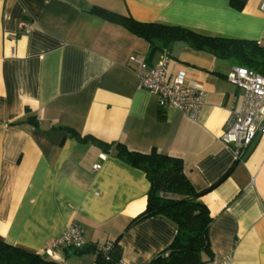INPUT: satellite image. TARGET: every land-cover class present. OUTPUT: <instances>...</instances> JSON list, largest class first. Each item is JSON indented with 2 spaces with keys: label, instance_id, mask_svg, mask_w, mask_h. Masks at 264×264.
Listing matches in <instances>:
<instances>
[{
  "label": "crops",
  "instance_id": "1",
  "mask_svg": "<svg viewBox=\"0 0 264 264\" xmlns=\"http://www.w3.org/2000/svg\"><path fill=\"white\" fill-rule=\"evenodd\" d=\"M261 1L236 10L229 0H0V239L43 254L78 224L93 251L54 249L47 256L60 264H94L104 244L119 247L116 264H148L170 245L171 221H133L146 206L145 173L78 134L178 157L195 190L218 182L198 198L211 217L203 264H264V134L241 158L220 139L241 100L225 78L235 63L172 42L166 79L183 71L205 103L196 119L161 109L128 59L152 63L159 50L91 10L264 46Z\"/></svg>",
  "mask_w": 264,
  "mask_h": 264
},
{
  "label": "trees",
  "instance_id": "2",
  "mask_svg": "<svg viewBox=\"0 0 264 264\" xmlns=\"http://www.w3.org/2000/svg\"><path fill=\"white\" fill-rule=\"evenodd\" d=\"M246 0H229L236 10H241ZM94 13L121 25L131 33L149 43V53L167 48L172 42L181 40L192 49L207 52L216 58L232 60L264 75V46L254 40L211 36L185 27L162 23H146L122 16L109 10L93 7ZM159 118L164 116L159 114ZM27 121L36 124L32 117ZM80 142L92 140L100 144L106 152L113 150L115 156L128 165L143 171L149 182L145 209L133 221L151 216L163 217L176 226V234L170 245L154 257L149 264H203V254L210 255L207 229L211 217L207 208L198 198L217 183L195 190L184 174L182 160L163 154L156 149L148 152L130 150L121 142L105 143L94 138L75 135ZM239 155L238 158H241ZM232 168V167H231ZM231 168L220 178L223 179ZM93 251L89 246L73 248V253L83 254ZM94 264H116L120 249L113 245L107 255L95 251ZM0 264H60L47 255L28 251L0 239Z\"/></svg>",
  "mask_w": 264,
  "mask_h": 264
},
{
  "label": "built area",
  "instance_id": "3",
  "mask_svg": "<svg viewBox=\"0 0 264 264\" xmlns=\"http://www.w3.org/2000/svg\"><path fill=\"white\" fill-rule=\"evenodd\" d=\"M259 10L264 12V0L260 2ZM21 27L28 32L27 23L22 22ZM128 59L136 66L139 86L155 96L159 108L176 109L191 119L197 118L205 103L206 94L188 83L183 71L175 72L171 81L166 79L169 62V52L166 48L159 49L152 63H148L137 53H131ZM225 78L241 90V100L236 108L229 109L220 139L226 145L232 146L238 156L258 135L264 134V75L234 65L226 72ZM92 168L98 169L99 164H94ZM84 244L83 228L71 223L44 251V254L51 257L54 249L80 248ZM111 249L112 244H104L98 248L103 255H107ZM220 264H228V262L225 260Z\"/></svg>",
  "mask_w": 264,
  "mask_h": 264
},
{
  "label": "rangeland",
  "instance_id": "4",
  "mask_svg": "<svg viewBox=\"0 0 264 264\" xmlns=\"http://www.w3.org/2000/svg\"><path fill=\"white\" fill-rule=\"evenodd\" d=\"M232 63H235V62H232Z\"/></svg>",
  "mask_w": 264,
  "mask_h": 264
}]
</instances>
